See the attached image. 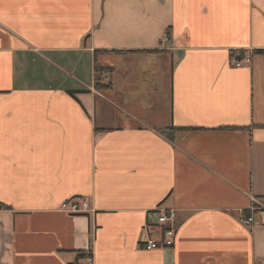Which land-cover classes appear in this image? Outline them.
Wrapping results in <instances>:
<instances>
[{"label":"crops","instance_id":"obj_1","mask_svg":"<svg viewBox=\"0 0 264 264\" xmlns=\"http://www.w3.org/2000/svg\"><path fill=\"white\" fill-rule=\"evenodd\" d=\"M255 50L264 0H0V264H264Z\"/></svg>","mask_w":264,"mask_h":264},{"label":"built area","instance_id":"obj_2","mask_svg":"<svg viewBox=\"0 0 264 264\" xmlns=\"http://www.w3.org/2000/svg\"><path fill=\"white\" fill-rule=\"evenodd\" d=\"M249 64V57H243L242 59L232 58L229 61V65L236 69L248 66ZM60 209L63 212L73 215L85 214L90 210L87 200L83 198L67 201L61 205ZM254 211V208L250 210V212ZM148 214L155 220L159 234L157 239L150 238V236L147 235L141 243V249L144 251H159L172 248L176 233L175 211L154 209L149 211ZM240 221L245 225H249L253 222L251 216H242ZM79 264H93L91 248H87L80 253Z\"/></svg>","mask_w":264,"mask_h":264},{"label":"trees","instance_id":"obj_3","mask_svg":"<svg viewBox=\"0 0 264 264\" xmlns=\"http://www.w3.org/2000/svg\"><path fill=\"white\" fill-rule=\"evenodd\" d=\"M253 54H255V55H264V50H255V51H253ZM243 57H244L243 56V52L238 53V55L236 56L237 59H242ZM105 71L109 72L110 70L95 64V66H94V73H95V76H94V88L96 90H106V89H108L110 87L109 84L108 85H104V84L101 83L100 73L101 72H105ZM221 129L234 130V129H230V128H221ZM173 131H175L174 128H169L168 130L164 131L163 134L166 135L168 138H171V132H173ZM244 216H248V214L244 213Z\"/></svg>","mask_w":264,"mask_h":264}]
</instances>
